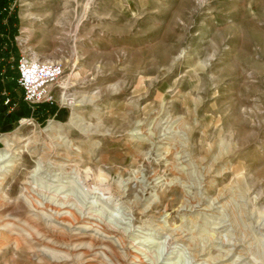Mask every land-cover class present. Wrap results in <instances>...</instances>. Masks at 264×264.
Masks as SVG:
<instances>
[{"label": "rangeland", "instance_id": "374dc122", "mask_svg": "<svg viewBox=\"0 0 264 264\" xmlns=\"http://www.w3.org/2000/svg\"><path fill=\"white\" fill-rule=\"evenodd\" d=\"M11 11L18 57L64 75L42 114L17 89L0 126V264H264V0ZM104 226L113 251L94 241Z\"/></svg>", "mask_w": 264, "mask_h": 264}, {"label": "built area", "instance_id": "2783aa9c", "mask_svg": "<svg viewBox=\"0 0 264 264\" xmlns=\"http://www.w3.org/2000/svg\"><path fill=\"white\" fill-rule=\"evenodd\" d=\"M16 68L22 100L28 107L34 110L39 105L55 104L52 89L58 86L59 80L64 75V65L61 62L34 59L28 53H21ZM5 104L9 106V112L16 106V103L9 98H6Z\"/></svg>", "mask_w": 264, "mask_h": 264}, {"label": "trees", "instance_id": "16d2710c", "mask_svg": "<svg viewBox=\"0 0 264 264\" xmlns=\"http://www.w3.org/2000/svg\"><path fill=\"white\" fill-rule=\"evenodd\" d=\"M11 1L12 0H0V48L3 46V44L7 46L6 50H4V56H2V59L0 60V126L2 125L3 121L12 117V113L8 111L9 106L5 104L6 98H9L10 101L14 102L17 98V89L20 90V98H22V90L17 82L18 71L16 68V63L18 60V52L16 47H14V45L11 43L12 40L9 39L15 32V29H11L9 23H7L8 20H11L12 22L16 18L14 16V11H11L8 14ZM6 17L7 20L4 21ZM8 40L10 43H8ZM12 51H14L15 56L11 61L8 62L7 60L9 54L10 52L12 53ZM3 66H5V69L2 68ZM36 108L37 109L32 112V115H37L38 113L42 114V112L45 110L44 105H39ZM50 108L52 109V107Z\"/></svg>", "mask_w": 264, "mask_h": 264}, {"label": "bare ground", "instance_id": "6f19581e", "mask_svg": "<svg viewBox=\"0 0 264 264\" xmlns=\"http://www.w3.org/2000/svg\"><path fill=\"white\" fill-rule=\"evenodd\" d=\"M62 86H64V85H62ZM14 141H16V140H14ZM16 144L19 145L20 141L19 142L17 141ZM8 158H9V155L7 154V152L6 153H0V163L6 161ZM61 160L65 163L70 162V160L67 156L65 158H61ZM58 164L63 165V166H67L66 164H63V163H58ZM50 210L53 213V215H55V217L58 218L57 220L59 222L65 223L67 225L68 229H71L74 232L73 234L76 236H79V238L90 234V231L92 230L90 227H78V226H76V225L80 224L81 219L79 216H77L75 214V212L73 210L69 209V210L64 211L61 209H52V208H50ZM5 223H7V222H5ZM4 225H6V224H4ZM7 225H9V223ZM115 232L116 231L109 229L108 226H104V228H102V230L100 232V234L102 233L101 236L96 237V240H94V241H99L106 248V251H113L114 248L117 246V242L114 241Z\"/></svg>", "mask_w": 264, "mask_h": 264}]
</instances>
